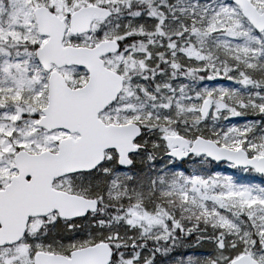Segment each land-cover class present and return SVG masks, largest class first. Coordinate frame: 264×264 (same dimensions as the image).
Segmentation results:
<instances>
[{
    "label": "snow or ice",
    "instance_id": "snow-or-ice-1",
    "mask_svg": "<svg viewBox=\"0 0 264 264\" xmlns=\"http://www.w3.org/2000/svg\"><path fill=\"white\" fill-rule=\"evenodd\" d=\"M0 264H264V0H0Z\"/></svg>",
    "mask_w": 264,
    "mask_h": 264
}]
</instances>
